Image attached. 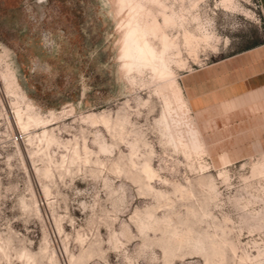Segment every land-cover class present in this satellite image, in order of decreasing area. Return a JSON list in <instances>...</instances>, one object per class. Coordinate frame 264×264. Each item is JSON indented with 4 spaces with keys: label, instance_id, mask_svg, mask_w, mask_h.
Segmentation results:
<instances>
[{
    "label": "rangeland",
    "instance_id": "obj_1",
    "mask_svg": "<svg viewBox=\"0 0 264 264\" xmlns=\"http://www.w3.org/2000/svg\"><path fill=\"white\" fill-rule=\"evenodd\" d=\"M263 42L257 0H0V264H264V132L179 83Z\"/></svg>",
    "mask_w": 264,
    "mask_h": 264
},
{
    "label": "crops",
    "instance_id": "obj_2",
    "mask_svg": "<svg viewBox=\"0 0 264 264\" xmlns=\"http://www.w3.org/2000/svg\"><path fill=\"white\" fill-rule=\"evenodd\" d=\"M257 4L264 16V0ZM179 83L197 123H221L232 134L264 132V42L192 68Z\"/></svg>",
    "mask_w": 264,
    "mask_h": 264
},
{
    "label": "bare ground",
    "instance_id": "obj_3",
    "mask_svg": "<svg viewBox=\"0 0 264 264\" xmlns=\"http://www.w3.org/2000/svg\"><path fill=\"white\" fill-rule=\"evenodd\" d=\"M23 128H26V126H23Z\"/></svg>",
    "mask_w": 264,
    "mask_h": 264
}]
</instances>
